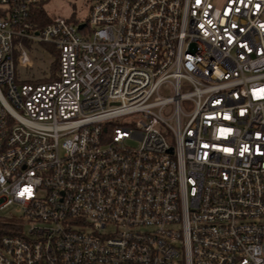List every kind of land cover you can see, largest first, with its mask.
<instances>
[{
  "label": "built area",
  "instance_id": "2783aa9c",
  "mask_svg": "<svg viewBox=\"0 0 264 264\" xmlns=\"http://www.w3.org/2000/svg\"><path fill=\"white\" fill-rule=\"evenodd\" d=\"M49 1L0 0V264H264V0Z\"/></svg>",
  "mask_w": 264,
  "mask_h": 264
},
{
  "label": "rangeland",
  "instance_id": "374dc122",
  "mask_svg": "<svg viewBox=\"0 0 264 264\" xmlns=\"http://www.w3.org/2000/svg\"><path fill=\"white\" fill-rule=\"evenodd\" d=\"M45 13L51 18L65 17L73 22H76L77 18L81 21L88 20L89 18V5L88 0H50L44 6ZM51 47L44 44H27V52L32 61L30 68H21L16 63V78L19 81L27 80V83H31L34 80L48 78L52 75L53 63L55 61V55L50 51ZM183 108L186 112L193 110L191 102H183ZM172 109L165 113L166 117H170ZM116 125H121L122 120H116ZM12 209L6 210L2 215L7 217L9 221L23 224L25 230L28 228L29 221L25 219H18L16 215L12 218Z\"/></svg>",
  "mask_w": 264,
  "mask_h": 264
},
{
  "label": "trees",
  "instance_id": "16d2710c",
  "mask_svg": "<svg viewBox=\"0 0 264 264\" xmlns=\"http://www.w3.org/2000/svg\"><path fill=\"white\" fill-rule=\"evenodd\" d=\"M52 20V18L50 16H48L45 11L41 10V17H40V21H39V24L40 26H44L48 23H50ZM51 52L54 53L55 56V61L53 63V69H52V75L48 78H43V79H38L37 81L38 82H46V81H50L52 80V78L54 77V74L57 70V67H58V59H57V53L55 50H53L52 48L50 49Z\"/></svg>",
  "mask_w": 264,
  "mask_h": 264
},
{
  "label": "water",
  "instance_id": "95a60500",
  "mask_svg": "<svg viewBox=\"0 0 264 264\" xmlns=\"http://www.w3.org/2000/svg\"><path fill=\"white\" fill-rule=\"evenodd\" d=\"M83 26H80V28H82Z\"/></svg>",
  "mask_w": 264,
  "mask_h": 264
}]
</instances>
